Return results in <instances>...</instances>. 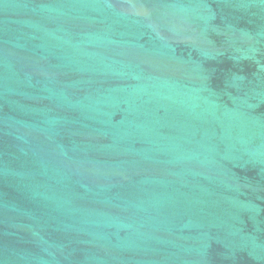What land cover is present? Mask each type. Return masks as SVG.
Masks as SVG:
<instances>
[{"label": "water", "instance_id": "1", "mask_svg": "<svg viewBox=\"0 0 264 264\" xmlns=\"http://www.w3.org/2000/svg\"><path fill=\"white\" fill-rule=\"evenodd\" d=\"M0 264H264V0H0Z\"/></svg>", "mask_w": 264, "mask_h": 264}]
</instances>
